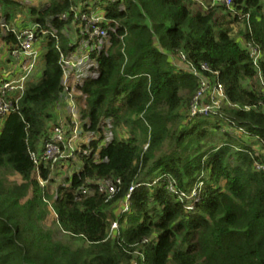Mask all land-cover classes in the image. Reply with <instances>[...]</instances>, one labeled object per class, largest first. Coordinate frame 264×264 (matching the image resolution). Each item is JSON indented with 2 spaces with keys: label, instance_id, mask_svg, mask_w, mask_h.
<instances>
[{
  "label": "trees",
  "instance_id": "obj_1",
  "mask_svg": "<svg viewBox=\"0 0 264 264\" xmlns=\"http://www.w3.org/2000/svg\"><path fill=\"white\" fill-rule=\"evenodd\" d=\"M1 5L0 20L15 23L14 11L22 9L29 23L52 28L57 38L45 41L39 78L28 83L17 111L0 124V264H264V172L254 169L264 163V156L254 154L256 145L264 149V0H232L231 7L214 0ZM91 6L104 14L99 26L106 37L90 51L96 76L85 78L77 101L81 123L100 136L81 156L83 166L51 189L52 163L39 167L47 181L41 186L30 152L39 150L50 126L65 115L56 113L61 56L80 41L96 43L88 34L75 43L65 29L79 24ZM75 7L81 9L78 17ZM237 23L243 29L232 36ZM0 38L7 60L18 42L10 32ZM247 42L263 55L258 66L243 47ZM181 54L196 68L206 64L215 71L236 106L190 118L199 79L185 69ZM228 119L258 141L246 145L221 132ZM106 120L112 138L96 152ZM104 179L120 180L111 195L93 185ZM199 182L200 200L188 211L179 194ZM84 184L91 189L87 194L80 192ZM133 184L139 185L130 210L120 213ZM49 209L65 240L44 225ZM114 221L119 228L110 236Z\"/></svg>",
  "mask_w": 264,
  "mask_h": 264
},
{
  "label": "built area",
  "instance_id": "obj_2",
  "mask_svg": "<svg viewBox=\"0 0 264 264\" xmlns=\"http://www.w3.org/2000/svg\"><path fill=\"white\" fill-rule=\"evenodd\" d=\"M116 1V0H109ZM226 7L232 6V0H214ZM81 10V9H80ZM80 10L75 7L73 11L78 17ZM104 14L100 13L97 8L88 9L85 15L80 16L79 28L80 35L88 34L89 38L95 39L96 43L89 45L88 42L80 41L81 46L74 49L70 54L61 56L62 69V93L57 105V110L68 108L69 115L64 118L58 117V121L50 126L48 137L44 138L39 145L37 152L31 151L30 156L36 168V178L41 186H45L46 180L40 178L39 167L52 163L53 172H59L60 166L66 168L72 160L79 163V168L83 166L81 156L89 155L92 148L90 143L99 139L100 133L89 129V125H83L79 119L77 98L82 94L79 90L84 83L85 78L95 77L96 72L92 70L95 67L94 60L90 58V51L104 44L106 30L99 26L104 21ZM68 17L62 15L63 19ZM22 19H15V23H7L0 20L1 26L5 27L8 32L16 36L18 44L10 50L6 58L5 65L1 67L0 74V124L3 118L11 112L18 109V102L22 97L29 82L38 79L42 71V53L46 50L45 41L48 38H54L56 41L55 31L50 28H42L36 22L23 24ZM79 33V32H78ZM74 41V40H73ZM76 43V42H75ZM247 50L254 66H258L263 59V55L257 46L251 42L243 44ZM57 46V44H56ZM185 69L199 79V88L193 97L189 117H208L219 114L220 110L235 107L227 98L222 83L218 80L216 72L209 69L206 64H200L198 68L190 63L185 62V56L180 55ZM8 64V66H6ZM62 105V107H61ZM264 109V106H263ZM101 142L98 144L96 152L100 146L107 143L112 138V131L109 121H102ZM219 130L227 133L229 136L238 139L241 143L250 145L258 141V136L251 134L243 127L232 124L228 119L220 125ZM147 145L144 146V149ZM255 156L260 158L264 156V149L256 145ZM97 154V153H96ZM70 167V166H69ZM68 167V168H69ZM255 170L264 172V163L256 162ZM76 171V170H74ZM52 172V174H53ZM71 171L69 175L72 173ZM157 180L154 181V183ZM120 183L119 179L96 180L93 185L98 192L111 195L116 186ZM139 184H133L128 189L120 206V213H128L130 210V195L135 187ZM201 182L197 183L188 194L180 193L179 199H185L186 210L194 209V204L199 202L201 196ZM169 190L173 192L172 185ZM89 185H82L80 192L87 194L90 191ZM118 223L112 222L110 225V236H114L118 230ZM136 264V263H134Z\"/></svg>",
  "mask_w": 264,
  "mask_h": 264
},
{
  "label": "rangeland",
  "instance_id": "obj_3",
  "mask_svg": "<svg viewBox=\"0 0 264 264\" xmlns=\"http://www.w3.org/2000/svg\"><path fill=\"white\" fill-rule=\"evenodd\" d=\"M46 1L47 0H24V3L41 6V5H44V3ZM0 10L1 11L4 10V7L2 5H1ZM14 12H15V16L14 17H16L17 19H25L27 21V23H29L28 22L29 21V16L27 15V13H25V10L17 9ZM1 23L2 22L0 21V37H1V35H5L8 32V30L5 27L1 26ZM237 24H233L232 27H231V29H232V31H231L232 36H237L239 30L240 29H243V25L241 23L238 24V25ZM79 26H80L79 24L74 23L73 25L67 26L65 28L68 31V33H70L71 38H73L74 39V42H76V43H79L78 40H79V37L81 36L80 35L81 29L79 28ZM66 30H64V31L66 32ZM3 42L4 41L0 38V56H2V59H0V67L5 65V61L3 59L7 56V52L4 51L5 45L3 44ZM79 46H81V44H77V47H79ZM6 66H8V64H6ZM38 78H39V76H38ZM61 107H62V105H61ZM53 110H54L53 112H55V108ZM59 111H62V110H59ZM59 111L56 109V113H58ZM63 111H64V114L65 115H69L68 108L67 107H66V109L63 108ZM60 118H64L63 112L61 113V117ZM214 144H218V142L217 143H214ZM69 166H70L69 164H67L66 168L63 167V166H60L61 168L59 169V172H53L52 175H54L55 182H54L53 186H51V189L52 188H56V186L58 184L63 183V179L66 176V174H69L71 172ZM78 168L79 167L77 165L73 166V169L74 170H77ZM10 179L11 180H17V181L19 180L17 176H12V177H10ZM48 214L49 215L47 216V218H46V220L44 222L45 223L44 225L47 226V227H49V228H51L55 232V236L57 237V239L65 240V237L62 236L61 233H58L56 231V224L54 222L53 214L50 211V209H49Z\"/></svg>",
  "mask_w": 264,
  "mask_h": 264
},
{
  "label": "crops",
  "instance_id": "obj_4",
  "mask_svg": "<svg viewBox=\"0 0 264 264\" xmlns=\"http://www.w3.org/2000/svg\"><path fill=\"white\" fill-rule=\"evenodd\" d=\"M62 110H63V108H62ZM75 165H77L78 167H79V163L77 162V161H75V160H72L71 162H70V170L71 171H74V169H73V166H75ZM79 169V168H78ZM77 169V170H78Z\"/></svg>",
  "mask_w": 264,
  "mask_h": 264
}]
</instances>
